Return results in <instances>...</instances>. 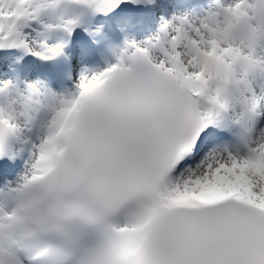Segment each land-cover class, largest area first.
<instances>
[{"label": "snow or ice", "instance_id": "6c2138e0", "mask_svg": "<svg viewBox=\"0 0 264 264\" xmlns=\"http://www.w3.org/2000/svg\"><path fill=\"white\" fill-rule=\"evenodd\" d=\"M242 11L264 25V0H0V264H264Z\"/></svg>", "mask_w": 264, "mask_h": 264}, {"label": "clouds", "instance_id": "9594fccd", "mask_svg": "<svg viewBox=\"0 0 264 264\" xmlns=\"http://www.w3.org/2000/svg\"><path fill=\"white\" fill-rule=\"evenodd\" d=\"M250 6L251 0H247ZM264 25L260 21L252 17L250 12L246 14L242 11L240 14L233 13L229 18L228 31L234 38L235 46L241 48V51L245 57L249 59L239 62L240 70L242 74H247L249 77L253 76V65L251 64L250 53L245 49L249 44H255L257 46L258 53H264V31H262ZM258 67V66H256ZM258 76L259 73L257 72ZM264 83V80L261 81Z\"/></svg>", "mask_w": 264, "mask_h": 264}]
</instances>
